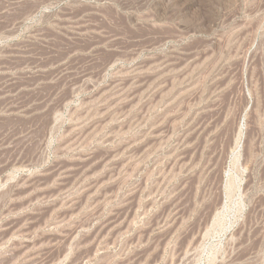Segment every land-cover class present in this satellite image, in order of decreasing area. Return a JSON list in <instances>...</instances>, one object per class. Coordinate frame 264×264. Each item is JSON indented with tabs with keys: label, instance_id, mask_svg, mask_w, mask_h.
I'll use <instances>...</instances> for the list:
<instances>
[{
	"label": "rangeland",
	"instance_id": "1",
	"mask_svg": "<svg viewBox=\"0 0 264 264\" xmlns=\"http://www.w3.org/2000/svg\"><path fill=\"white\" fill-rule=\"evenodd\" d=\"M0 264H264V0H0Z\"/></svg>",
	"mask_w": 264,
	"mask_h": 264
}]
</instances>
